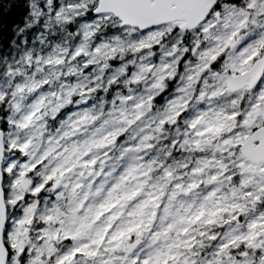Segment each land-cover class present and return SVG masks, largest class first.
Masks as SVG:
<instances>
[{
    "label": "snow or ice",
    "instance_id": "6c2138e0",
    "mask_svg": "<svg viewBox=\"0 0 264 264\" xmlns=\"http://www.w3.org/2000/svg\"><path fill=\"white\" fill-rule=\"evenodd\" d=\"M0 264H264V0H0Z\"/></svg>",
    "mask_w": 264,
    "mask_h": 264
}]
</instances>
